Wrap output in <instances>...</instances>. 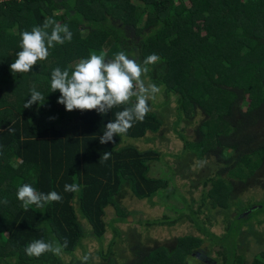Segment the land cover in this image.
<instances>
[{
  "label": "trees",
  "instance_id": "obj_1",
  "mask_svg": "<svg viewBox=\"0 0 264 264\" xmlns=\"http://www.w3.org/2000/svg\"><path fill=\"white\" fill-rule=\"evenodd\" d=\"M48 18L67 24L71 41L55 44L29 73H12L10 65L22 50L21 33ZM121 50L141 64L151 54L161 57L148 65L144 78L163 91L162 104L173 99L176 106L173 131L183 143L176 156L194 150L200 159L214 161L209 175L199 181L196 211L178 188H168L175 174L165 160L158 167L167 173L158 177L163 174L150 162L161 153L134 143L160 130L153 102L148 101L151 110L142 122L134 121L126 134L101 144L106 124L131 105L106 114L69 112L57 103L59 91L51 92L55 68L71 74L92 52L109 59ZM33 87L45 101L24 108ZM194 115L202 119L189 139L176 128ZM259 128L264 129V0H1L0 264H91L90 258L83 261V242L102 243L108 231L113 236L107 249L100 247L96 254L102 264H123L112 250L119 236L114 226L128 223L134 214L119 203L125 189L133 200L165 207L160 218L143 222V227L174 228L184 219L193 224L205 207L233 211L224 218L225 232L219 237L202 228L203 223L195 224L203 241L220 249L215 253L219 262L205 257L210 248H201L200 238L184 236L172 249L157 245L137 250L131 264H244L236 239L244 226L253 229L255 214H264V185L259 202L251 203L253 197L243 202L239 196L251 186L247 180L264 167V132L259 134ZM105 152H111L107 160ZM151 167L154 172H148ZM73 183L79 190L65 192V184ZM23 184L44 194L55 191L62 201L43 208L31 205L26 211L17 199ZM171 191L176 194L173 203L152 201L166 194L172 202ZM110 205L115 215L106 219ZM36 239L61 246L66 240L67 247L60 255L28 256L25 248ZM250 264H264V251Z\"/></svg>",
  "mask_w": 264,
  "mask_h": 264
},
{
  "label": "rangeland",
  "instance_id": "obj_2",
  "mask_svg": "<svg viewBox=\"0 0 264 264\" xmlns=\"http://www.w3.org/2000/svg\"><path fill=\"white\" fill-rule=\"evenodd\" d=\"M188 3V0H185ZM60 13V11H58ZM115 49V48H113ZM114 58V56L109 59ZM145 84H149V81L144 78ZM165 96L163 91L160 90L156 94L155 99H149L153 102L152 111L156 113L157 118L161 121L160 130L156 133H147L146 136L134 141V143L139 148H153L156 149L160 155L159 160L150 162L152 167L157 168L156 173H161L163 175H158V177L164 178V174L167 173L166 169H161L162 161H167V166H172L175 176L173 177L172 183L168 186L177 189L181 192V195L187 197L188 202L191 203L192 210L196 211L198 206V197L200 196V182L202 178L209 175L211 172V167L214 161L203 160L196 156L194 150H190L188 153L184 154L182 158L176 156L182 148V140L173 131V122L176 119V106L173 99L169 100L166 104L164 102ZM135 102V97L132 99ZM162 104V105H161ZM246 106H242L244 110ZM195 116V115H194ZM189 119H183L180 122L179 127L176 128L178 131H182L183 135L189 139H193L195 136L196 128L202 117L199 115ZM264 129H260L258 133L262 134ZM129 142V141H128ZM15 165V164H14ZM149 168L148 172H154L155 169ZM263 169V170H262ZM246 184H251L248 186L247 190L240 193L239 196L241 201L245 202L246 197H253L250 201L251 203L259 202L263 199L261 194V189L264 185V167L256 171L252 178L247 180ZM240 186V185H239ZM255 186V187H254ZM250 187V188H249ZM239 188H237L238 190ZM172 192V191H171ZM124 193V194H123ZM122 199L119 203L123 204L124 207L134 212L132 218L128 219V223H118L114 227L118 230L119 236L113 247V253L115 254L114 259L116 261H122L123 264H131L132 256L138 251H149L155 248L157 245L167 246L169 249L174 248L173 245L176 240L184 236H193L200 238L202 241L205 238L201 236L195 224L203 223L202 228L209 230V233L219 237L224 231L223 220L226 215L231 216L233 214L232 208L229 211H223L222 209H217L216 211H207L205 207L203 209V214H198L194 218V223H189L188 220L184 219L182 222L178 223V226L174 228H156V227H143L145 221L156 220L160 218V215L165 212V207L158 206V204L151 206L146 200L136 201L132 199L129 190L125 189L121 191ZM169 195V194H168ZM170 197V195H169ZM169 197L161 196L155 197L152 201L161 202L164 201L165 204H171L176 200V194L172 192V202H169ZM190 213H188L189 215ZM115 215L114 208L110 205L106 209L105 218L109 219ZM258 216L259 214H255ZM251 218L253 229L248 231L244 226L241 229L240 235L236 239L237 252L243 254L244 264H250L254 258H260V253L264 251V221L257 224L258 220L264 216L259 215L258 217ZM206 217L209 218L206 221ZM84 228L88 231V226L83 223ZM113 236V233L108 231L102 243L97 244L92 240H85L83 246L87 250V256L91 260V264H102L103 261L97 256V252L101 247L102 250H106L107 246ZM201 248H210V252L205 254V257L210 260L220 261L215 256L217 251H220L218 247H214L213 244L203 241ZM200 244V245H201ZM76 258L81 257L80 251L75 253Z\"/></svg>",
  "mask_w": 264,
  "mask_h": 264
},
{
  "label": "clouds",
  "instance_id": "obj_3",
  "mask_svg": "<svg viewBox=\"0 0 264 264\" xmlns=\"http://www.w3.org/2000/svg\"><path fill=\"white\" fill-rule=\"evenodd\" d=\"M48 29H51L49 34ZM72 32L67 24L61 25L48 18L42 26L33 27L31 31L21 33L22 50L16 53V59L10 65L12 73H29L38 61L46 60L49 49L55 44H64L71 41ZM161 57L151 54L143 61V64L131 59L124 51H119L112 59H106L105 54L90 53L89 58L81 59L75 64L71 74L67 69L57 67L51 72V92L60 93L57 103L63 105L66 111L95 110L100 114H106L109 110L120 105H131L115 114L116 119L106 124L105 131L100 137V143L113 142L117 135L126 134L133 127L134 121L142 122L151 110L149 99H155L160 88L154 84H145L144 77L150 71L148 65L160 61ZM135 97V102L132 98ZM45 101V97L35 87L31 89L30 99L24 102V108H31L37 102ZM45 103V102H44ZM42 103L41 105H43ZM54 119V117H50ZM111 152L103 153V159L107 160ZM79 186L75 183L65 184V192H76ZM17 199L22 202V207L27 211L29 206L36 205L43 208L46 203L60 202L62 196L51 191L47 194L38 192L30 184H23L18 188ZM3 203H7L5 198ZM62 247H67L65 240L63 246L58 242H46L36 239L29 243L25 252L28 256L40 257L45 253L60 255ZM89 257L85 255L83 261Z\"/></svg>",
  "mask_w": 264,
  "mask_h": 264
},
{
  "label": "built area",
  "instance_id": "obj_4",
  "mask_svg": "<svg viewBox=\"0 0 264 264\" xmlns=\"http://www.w3.org/2000/svg\"><path fill=\"white\" fill-rule=\"evenodd\" d=\"M1 1V0H0Z\"/></svg>",
  "mask_w": 264,
  "mask_h": 264
}]
</instances>
